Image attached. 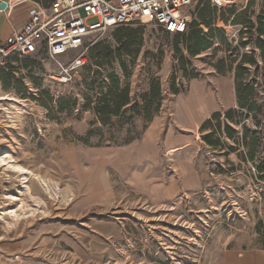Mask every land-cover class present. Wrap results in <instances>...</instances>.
Returning <instances> with one entry per match:
<instances>
[{"label": "rangeland", "instance_id": "rangeland-1", "mask_svg": "<svg viewBox=\"0 0 264 264\" xmlns=\"http://www.w3.org/2000/svg\"><path fill=\"white\" fill-rule=\"evenodd\" d=\"M244 10L255 24L264 0L191 6L188 26L197 22L213 43L196 56L186 36L129 25L139 46L110 69L132 104L105 124L87 106L93 91L84 77L95 61L59 81L84 50L55 61L39 53L29 68L7 69L16 88L0 77V264H264V184L240 160L245 148L224 133L230 124L239 138L251 124L245 110L238 109L241 125L225 117L237 106V51H255L260 62L256 28L233 22ZM201 14L222 33L210 34ZM115 30L98 33L93 44L117 47ZM112 85L104 79L105 92ZM157 86L160 97L151 95ZM201 89L216 106L187 121L182 100ZM214 113L221 117L201 130Z\"/></svg>", "mask_w": 264, "mask_h": 264}, {"label": "trees", "instance_id": "trees-1", "mask_svg": "<svg viewBox=\"0 0 264 264\" xmlns=\"http://www.w3.org/2000/svg\"><path fill=\"white\" fill-rule=\"evenodd\" d=\"M248 10H244L234 15L233 22L235 24L244 23L250 28H256V39L252 40L254 48L260 52V62L256 59L255 51L251 53H241L237 51L241 60L237 63L235 71V95L237 106L226 111L225 117L228 121H231L235 125H241V121H237L239 114L238 109L245 110L247 112L246 117L251 122L250 126L243 125L241 134L242 136L237 138L238 132H235L230 124L225 125L224 133L231 139L237 140L238 144H241L245 151L239 153L238 156L242 162H249L253 165L256 171V177L259 182L264 184V11L257 18V22L254 24L248 16ZM203 14V13H202ZM202 14L200 18L205 22L210 34L215 31L221 32L222 30L213 29V21L206 20ZM191 27V30H190ZM189 32L183 35H176V37L186 36L189 41L187 47L188 52L191 55L196 56L201 54L203 50H208L213 47L210 35L204 33L203 29L199 27L197 22L191 24L188 27ZM138 30L132 29L129 26H120L115 30L117 36L118 45L114 47L108 44L106 41H100L92 44L88 48L87 58L90 61H95L96 69L91 70L89 75L85 76V85L92 86V94L87 96V102L89 108L94 110L99 122L105 124L107 120H110L113 116H120L122 110L126 106L132 104L130 97V91L128 87H120V80L116 77V73L110 68H113L114 61L122 59L123 56H131L134 54V50L139 46ZM162 31V30H161ZM164 32V31H163ZM166 34H170L164 32ZM221 41L227 44L226 39L221 37ZM249 43L244 42L242 47H246ZM179 52V49H177ZM236 56L231 62H237ZM31 56L19 59L18 63L24 68H29ZM121 66L125 67V63L121 61ZM216 70L223 73L224 69L219 68L216 65ZM0 77L5 88H16L15 77L12 73L6 69H0ZM116 77V78H114ZM112 80V87H109L105 92L103 87V81ZM116 86V88H114ZM153 92L157 93L160 97V91L158 86L153 87ZM175 94H179V91L175 90ZM95 99V100H94ZM92 102V103H91ZM75 104V103H74ZM94 104V105H92ZM158 105L156 108H159ZM56 108L62 112V100L60 99ZM144 110H149V101L145 99V105L141 107ZM221 113H214L210 119H207L201 126V130L205 129L210 124L212 118L219 119ZM148 121L152 120V116H147ZM217 132H221V123L218 124ZM206 139L209 137L206 136ZM217 141L213 145H218ZM231 151H237L235 148H231Z\"/></svg>", "mask_w": 264, "mask_h": 264}, {"label": "built area", "instance_id": "built-area-1", "mask_svg": "<svg viewBox=\"0 0 264 264\" xmlns=\"http://www.w3.org/2000/svg\"><path fill=\"white\" fill-rule=\"evenodd\" d=\"M4 11H12L21 0H1ZM201 0H54L36 5L26 23L0 43V69H14L18 60L42 54L58 60L73 51L84 50L62 67L59 81L68 82L87 65L89 46L98 33L132 24L154 25L164 32L183 35L188 31L187 10ZM226 8L248 0H202ZM3 12V10H0ZM89 19L96 22L89 24ZM255 170V169H254Z\"/></svg>", "mask_w": 264, "mask_h": 264}, {"label": "crops", "instance_id": "crops-1", "mask_svg": "<svg viewBox=\"0 0 264 264\" xmlns=\"http://www.w3.org/2000/svg\"><path fill=\"white\" fill-rule=\"evenodd\" d=\"M12 11L0 12V43L6 40L14 31L23 26L29 18V13L36 5L49 6L54 0H21ZM197 88H195L196 90ZM201 96L192 93L182 100L183 118L187 121L205 115L216 106V99L207 91L202 90ZM203 93L206 95L203 96ZM197 97V98H196ZM196 98V103H195ZM201 106V107H200ZM207 120V119H206ZM205 122V121H204Z\"/></svg>", "mask_w": 264, "mask_h": 264}, {"label": "water", "instance_id": "water-1", "mask_svg": "<svg viewBox=\"0 0 264 264\" xmlns=\"http://www.w3.org/2000/svg\"><path fill=\"white\" fill-rule=\"evenodd\" d=\"M5 8H6V3L5 2H1V0H0V10H5Z\"/></svg>", "mask_w": 264, "mask_h": 264}, {"label": "bare ground", "instance_id": "bare-ground-1", "mask_svg": "<svg viewBox=\"0 0 264 264\" xmlns=\"http://www.w3.org/2000/svg\"><path fill=\"white\" fill-rule=\"evenodd\" d=\"M3 161H4L3 159H0V165L3 163Z\"/></svg>", "mask_w": 264, "mask_h": 264}]
</instances>
